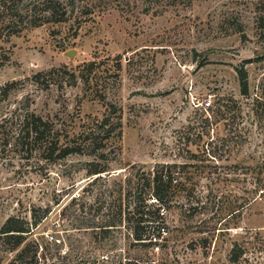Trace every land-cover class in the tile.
<instances>
[{
  "label": "rangeland",
  "instance_id": "1",
  "mask_svg": "<svg viewBox=\"0 0 264 264\" xmlns=\"http://www.w3.org/2000/svg\"><path fill=\"white\" fill-rule=\"evenodd\" d=\"M61 2L48 23L0 39V88L18 83L0 95V226L35 211L25 244L81 264H264V0ZM111 106L123 136L103 157L49 161L19 145L21 114L53 121L66 145ZM161 174L171 188L158 204ZM158 210L156 253L133 232Z\"/></svg>",
  "mask_w": 264,
  "mask_h": 264
},
{
  "label": "trees",
  "instance_id": "2",
  "mask_svg": "<svg viewBox=\"0 0 264 264\" xmlns=\"http://www.w3.org/2000/svg\"><path fill=\"white\" fill-rule=\"evenodd\" d=\"M62 0H0V39H9L11 36L19 35L27 25L30 27H39L51 21V19L58 16L59 8L63 5ZM42 10V11H41ZM42 12L41 17H37L39 12ZM64 18L56 22H63ZM8 60V59H7ZM259 61V60H258ZM5 62V61H4ZM0 63V67L4 65ZM253 63L251 60L245 61L242 65L236 68L239 77L241 93L244 96L249 95V76L246 66ZM96 62L85 64V67L93 68ZM60 70L53 68L46 73H38L33 76V80L39 83L49 76V79H54ZM93 73V69L90 70ZM90 74V77H91ZM75 78V76H72ZM50 81V80H49ZM92 78H87L86 83L91 82ZM18 83H8L0 88V95L7 98L13 87ZM113 109H107L106 114L102 119H94L84 125V129L77 136L78 138L72 143L68 142L66 145L61 144V136L56 130L55 123L49 119H44L34 112H26L21 114L20 121L22 127L18 140L20 146L26 147L28 150L35 149L42 157L49 161H56L58 159H65L74 154H88L95 155L97 158L103 157L102 153L108 148L110 144L120 143L123 136L122 116L118 115L114 106ZM18 145V144H17ZM119 147V146H118ZM121 151L120 148H118ZM105 172L102 170H95L94 174H101ZM170 184L165 181V176H156L154 178V192L152 197L161 203L165 194L170 190ZM146 200H139L136 208H145ZM134 203H136L134 201ZM157 216L153 213L139 212L142 218L136 219V227L133 232V240L136 244L153 243L154 239L161 237V223ZM120 213V212H119ZM160 215V214H159ZM33 222L20 217H10L2 226H0V252L7 251L6 249H18L25 245L18 253L16 258L9 264H81L80 262L68 261L66 257H56L50 252L43 254L46 248L37 243H26L28 236L33 234L34 228L40 222V217L35 211H32ZM130 221V218H129ZM117 220L109 222L103 227H116ZM121 223V220L118 221ZM145 223V224H144ZM144 224V225H143ZM108 231V230H106ZM109 233V232H106ZM154 244V243H153ZM8 247V248H7ZM43 250L40 252V250ZM1 263V259H0Z\"/></svg>",
  "mask_w": 264,
  "mask_h": 264
},
{
  "label": "built area",
  "instance_id": "3",
  "mask_svg": "<svg viewBox=\"0 0 264 264\" xmlns=\"http://www.w3.org/2000/svg\"><path fill=\"white\" fill-rule=\"evenodd\" d=\"M211 104V101L210 100H208V102H207V105H210ZM154 241H155V243H154V251L156 252V253H158V252H160V250H161V245H160V243H161V239H154ZM103 258L104 259H108V256H103Z\"/></svg>",
  "mask_w": 264,
  "mask_h": 264
},
{
  "label": "water",
  "instance_id": "4",
  "mask_svg": "<svg viewBox=\"0 0 264 264\" xmlns=\"http://www.w3.org/2000/svg\"><path fill=\"white\" fill-rule=\"evenodd\" d=\"M64 54H65V56H67L71 60H74L75 56L77 55V50H68Z\"/></svg>",
  "mask_w": 264,
  "mask_h": 264
}]
</instances>
